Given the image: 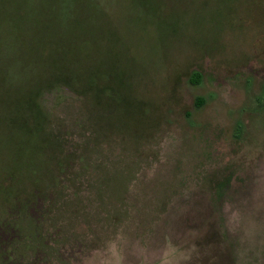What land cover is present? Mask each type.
I'll return each mask as SVG.
<instances>
[{
	"label": "rangeland",
	"instance_id": "374dc122",
	"mask_svg": "<svg viewBox=\"0 0 264 264\" xmlns=\"http://www.w3.org/2000/svg\"><path fill=\"white\" fill-rule=\"evenodd\" d=\"M0 16V264H264V0H0ZM58 75L99 89L41 91L59 145L40 156L4 119Z\"/></svg>",
	"mask_w": 264,
	"mask_h": 264
},
{
	"label": "trees",
	"instance_id": "16d2710c",
	"mask_svg": "<svg viewBox=\"0 0 264 264\" xmlns=\"http://www.w3.org/2000/svg\"><path fill=\"white\" fill-rule=\"evenodd\" d=\"M9 30L8 25L5 23L4 18L0 16V62H3L5 60V57L2 58L1 61V56H7L8 54L5 53V49L2 48V45H8L7 38L5 37V34ZM9 51L11 49H15V47H8ZM4 49V50H3ZM7 50V49H6ZM47 51V48L45 46L42 47V52L45 53ZM4 67L2 68L3 70L0 72V84L5 83L7 81V75L10 73L9 68L7 63L3 64ZM198 73H193L190 82H193L196 84L198 82L199 78ZM56 83L57 84H62L66 85L72 89L75 87H78L80 84V88L82 91L80 92H94L92 95H97L95 92L96 90L99 89V87H93L86 81H82L78 78H71L67 75H58L57 77H49L45 80L39 81L34 87V89L31 91L30 94H26L21 101L20 104L18 103H13L11 107H9L10 112L8 114V117H6L5 123L8 126L7 128L14 131L15 133L21 134L24 136L25 140L30 144L32 143L35 151L39 153L41 156L44 155L46 150L50 151L52 150L55 146L59 145V141L56 139V136L53 135L51 132L50 128L47 127L46 125V116L42 108H40L41 105L38 103L37 97L40 95L41 91L44 90V88L51 86L52 84ZM55 87V85H53ZM90 90V91H89ZM263 92H264V84H263ZM201 101V99H197V102ZM198 107V104H197ZM12 133V134H15ZM33 138V142H32ZM54 141V142H53ZM56 142V145L54 146ZM61 145V144H60ZM54 146V147H53ZM39 158V159H38ZM43 160V159H42ZM41 157L36 156V160L33 162L30 168H26V175L29 178H33L35 175L39 174L40 171H43L44 168H42L45 163L47 162H42ZM42 166V167H41ZM38 176V175H37ZM32 181V185H37L36 182ZM9 191V190H8ZM32 193L34 195H32ZM46 195V190L45 189H39L35 188L34 191L29 193L28 195L25 196L22 202H20L19 208L21 209H27L30 207L31 203H33L34 199L40 196ZM49 208V207H48ZM9 226H12L15 228L17 231L20 230L22 227V222L18 220V218H9L8 221H6Z\"/></svg>",
	"mask_w": 264,
	"mask_h": 264
}]
</instances>
